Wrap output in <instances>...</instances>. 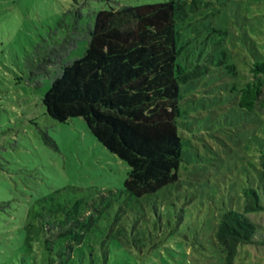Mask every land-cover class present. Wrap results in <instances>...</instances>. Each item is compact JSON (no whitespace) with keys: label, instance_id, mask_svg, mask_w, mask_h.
Masks as SVG:
<instances>
[{"label":"rangeland","instance_id":"obj_1","mask_svg":"<svg viewBox=\"0 0 264 264\" xmlns=\"http://www.w3.org/2000/svg\"><path fill=\"white\" fill-rule=\"evenodd\" d=\"M167 0H0V264H227L215 240L244 191L261 190L264 116L239 108L250 69L264 59V2L178 0V180L135 197L126 163L81 118L64 123L29 85L23 58L71 6L87 15ZM81 41L66 61L82 57ZM256 243L234 264H264V211L247 214Z\"/></svg>","mask_w":264,"mask_h":264},{"label":"trees","instance_id":"obj_2","mask_svg":"<svg viewBox=\"0 0 264 264\" xmlns=\"http://www.w3.org/2000/svg\"><path fill=\"white\" fill-rule=\"evenodd\" d=\"M85 16L71 6L39 38L23 58L26 82L38 88L49 80L41 100L46 114L60 123L81 118L91 135L128 166L125 190L137 198L154 194L177 182L182 162L181 4L117 5L87 15L88 22ZM81 41H87L82 57L66 61ZM250 73L238 106L264 116V59L256 60ZM259 163L264 193V153ZM244 195V214L227 211L215 232L227 264H234L239 246L256 243V226L246 215L264 211L257 191Z\"/></svg>","mask_w":264,"mask_h":264}]
</instances>
